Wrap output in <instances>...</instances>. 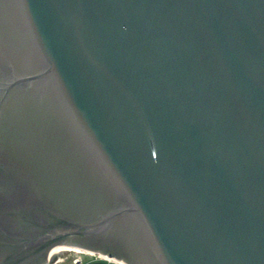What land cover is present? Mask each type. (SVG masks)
Masks as SVG:
<instances>
[{
    "label": "water",
    "instance_id": "1",
    "mask_svg": "<svg viewBox=\"0 0 264 264\" xmlns=\"http://www.w3.org/2000/svg\"><path fill=\"white\" fill-rule=\"evenodd\" d=\"M264 264V0H0V264Z\"/></svg>",
    "mask_w": 264,
    "mask_h": 264
},
{
    "label": "rangeland",
    "instance_id": "2",
    "mask_svg": "<svg viewBox=\"0 0 264 264\" xmlns=\"http://www.w3.org/2000/svg\"><path fill=\"white\" fill-rule=\"evenodd\" d=\"M106 261H110V264H116L112 260L99 256L97 253L88 255L72 249L58 254L52 264H108Z\"/></svg>",
    "mask_w": 264,
    "mask_h": 264
},
{
    "label": "bare ground",
    "instance_id": "3",
    "mask_svg": "<svg viewBox=\"0 0 264 264\" xmlns=\"http://www.w3.org/2000/svg\"><path fill=\"white\" fill-rule=\"evenodd\" d=\"M76 250V251H78V252H82V253H86V254H88V255H94V253L93 252H91V251H87V250H84V249H81V248H78V247H73V246H56V247H54L53 249H52V251H51V255H53V254H56L57 253V255L58 254H60L61 252H63V251H66V250ZM99 256H101V257H103V258H105V259H109V260H112L114 263H116V264H126L125 262H123V261H120V260H116V259H113V258H110V257H108V256H106V255H103V254H99Z\"/></svg>",
    "mask_w": 264,
    "mask_h": 264
},
{
    "label": "built area",
    "instance_id": "4",
    "mask_svg": "<svg viewBox=\"0 0 264 264\" xmlns=\"http://www.w3.org/2000/svg\"><path fill=\"white\" fill-rule=\"evenodd\" d=\"M108 264H110V261H106Z\"/></svg>",
    "mask_w": 264,
    "mask_h": 264
}]
</instances>
